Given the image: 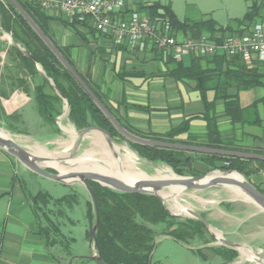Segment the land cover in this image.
<instances>
[{"label":"trees","instance_id":"trees-1","mask_svg":"<svg viewBox=\"0 0 264 264\" xmlns=\"http://www.w3.org/2000/svg\"><path fill=\"white\" fill-rule=\"evenodd\" d=\"M18 1L42 31L52 40L95 95L127 130L140 137L153 140L242 151L229 145L220 137L216 117L211 114L213 104L206 97L208 90L206 85L210 82V70L203 67L202 60L204 59H192L191 64L186 66L182 61L164 59L157 54L147 52L152 58L162 60L167 64L170 76L176 79L188 78L197 81V87L200 90L205 106V111L202 115L207 123L205 139L203 141H198L197 139L182 141L178 139L180 134L189 131L191 118L185 119L179 126L172 128L165 134L145 135L132 129L114 113L104 95L92 84L90 76L80 73L67 52L52 39L48 32V22L53 17L49 16L46 11L38 6L25 0ZM246 1L250 4L245 15L242 18L234 19L231 24L225 27L219 25L214 19L200 22L180 21L171 7L163 6L159 3L152 4L146 7V9L152 15L168 18L176 30H180L185 34L190 33L193 36H198L205 32L214 33L216 31L244 34L254 23L264 20V0ZM0 11L3 31L11 33L15 42L33 56L32 59L20 52L18 57L16 49L15 51L8 52V55L12 57L11 60L22 73V78L17 79V84L23 90L28 89L30 82L25 77H30L35 86V100L39 116L44 121L55 126L57 117L62 114L64 99H66L69 103V120L77 129L95 125L105 130L115 140H127L116 130L90 95L62 65L54 53L8 0H0ZM160 11H163V13L159 14ZM63 22L73 27L76 26L65 20ZM206 59H211L216 63L219 79L216 89L223 90L222 92L230 87H235L239 91L248 90L262 84V80L264 79V62H254L249 67L240 57L218 56ZM36 62L42 66L47 77L53 81L55 87L41 77ZM36 78L40 79V82L37 84L35 83ZM48 89L52 92H48ZM26 93L28 94V90ZM59 93L62 94V97ZM0 94L3 97L1 90ZM220 97L225 99L226 113L232 120L236 121L240 119L242 110L238 105V98L231 97L227 93L217 94V98ZM0 112L4 113L3 108H0ZM15 117L9 116L10 119ZM127 142L140 157L153 163H164L172 167L178 174H183L184 169L191 168L194 161L193 154L200 156L208 164L210 170L224 169L238 171L249 182L253 175L264 170V162L258 160L204 155L175 149L144 146L129 140ZM48 171L56 173L53 169H48ZM90 185L98 206L96 246L102 260L106 264H151L156 237L159 233L157 230L151 228L150 224H163L164 229L162 232L164 234L183 243H189V241L195 238H202L203 233L207 229L199 220L187 219L186 221H181L178 217L171 215L162 201L156 196L141 193H120L93 181H90ZM75 201H77V198L72 195H65L54 199L45 191H39L35 196L36 207L40 213L52 203L55 207L59 208L58 214L62 215V207L64 205L71 207ZM87 207V217L90 224H92L95 221L94 207L92 203H88ZM40 213V218L46 219L47 225L43 226L40 223L38 227L39 235L44 239L47 246L53 247L60 244L64 247L66 253L70 255L73 239H67L61 232L59 223L49 219L45 211L42 215ZM91 231L92 227L87 231L88 239L91 238ZM215 252L224 255L228 261H233L238 256L236 250L227 247L215 248Z\"/></svg>","mask_w":264,"mask_h":264},{"label":"crops","instance_id":"crops-1","mask_svg":"<svg viewBox=\"0 0 264 264\" xmlns=\"http://www.w3.org/2000/svg\"><path fill=\"white\" fill-rule=\"evenodd\" d=\"M127 3L133 9L128 1ZM48 15L53 17L48 22L49 35L60 47L69 49L68 55L76 69L82 74L88 72L92 84L104 95L114 113L132 129L145 135H162L179 126L185 119L191 118L189 131L180 134L178 139H205L207 123L202 117L205 106L196 80L176 79L168 74L169 67L165 62L152 58L149 53L132 52L112 44L104 47L90 37L91 34L97 37L94 30L83 25H67L62 16L51 12ZM185 60L188 62L185 63ZM181 61L189 66L192 59ZM245 63L249 67L252 64ZM202 65L210 70L206 97L213 104L211 114L216 117L221 139L244 152L264 154V79L262 84L248 90L239 91L230 87L222 92L223 90L216 89L219 80L216 63L211 59H204ZM21 78V70L16 64H0V90L3 94V97L0 94V108H3L4 101H10L16 107L23 103V96H26L28 100L21 104L24 111L30 103H34L37 111L35 86L30 77H25L30 82V87L23 90L17 84V79ZM39 82L40 79L36 78L35 83ZM48 92L52 91L48 89ZM224 93L238 98V105L242 110L240 119L233 121L226 113L225 99L217 98V94ZM38 116L36 119H41ZM193 165L201 172L209 170L208 164L198 155L194 157ZM33 174L26 168L23 169L16 158L0 149V264H70L72 259V264H97L95 261L83 259L96 253L91 238H87L88 228L85 245L71 248L70 255L60 244L47 246L39 235L41 218L35 203V196L39 191L33 192L24 179L25 175L32 177ZM250 182L261 190L264 186V170L253 175ZM75 205L67 207L71 210ZM87 210L86 204V216ZM67 216L68 214L64 217ZM62 218L57 220L59 225ZM163 229L158 231L155 248L156 244L163 241L171 240L186 246L192 242L176 241L164 234ZM63 235L67 239H73L72 243L76 241L71 235ZM205 249H210L212 254L216 253L215 247H205L202 251L195 248L191 250L205 259ZM217 256L223 259L225 257L221 254Z\"/></svg>","mask_w":264,"mask_h":264},{"label":"rangeland","instance_id":"rangeland-1","mask_svg":"<svg viewBox=\"0 0 264 264\" xmlns=\"http://www.w3.org/2000/svg\"><path fill=\"white\" fill-rule=\"evenodd\" d=\"M127 1L134 10H139L142 13H146V7H149L155 3H159L163 6L171 7L180 21L200 22L207 19H214L222 26L231 24L236 18H242L250 4L246 0ZM7 34L12 36L11 33L6 31L1 32L0 34L1 66H4L5 63H13L11 60L12 57L8 55L12 45L9 41L4 40L9 38ZM96 36L97 37H94V35L91 34L90 37L96 42L98 41V43L104 47H108L110 45V43L104 38L100 37L99 35ZM52 39L54 38L52 37ZM61 48L68 54L69 49L67 47ZM187 62L188 60H185V63ZM84 75H88V72ZM23 100L24 103L28 99L26 96H23ZM21 104L19 103L15 107L10 101H4L3 105L1 103L3 110H5V114L0 112V130L11 135L14 140L25 146L32 153H36V147H41L46 152H48L50 156H53L57 160H63L66 162L72 160L80 161L85 152L93 150L96 151H93L95 158L100 159L103 156L102 146H99L96 144V142H94L95 140L93 137H90L92 135H88L89 137L86 135L84 139L80 140L78 147L76 149L74 148V143L77 139L71 133L64 131L63 126L68 128L73 127L75 131L80 129H77L73 123H71L68 114L65 115L66 103H64L62 108V114L57 117L58 120L56 119L55 126L44 121L41 117V119H36V116L39 114L37 115L38 111H36L34 103L28 104L25 111ZM9 116L16 117L10 119ZM23 116L25 119H23ZM111 142L121 149L120 153L122 155L125 154V149L135 153L139 162L137 163V166L141 170L147 172L149 175H154L156 173L157 167L155 165L145 163L144 160L146 159L140 157L138 153L130 147L127 140H115L113 138ZM192 156L197 157V155ZM47 160H49V158H46L45 162ZM156 164L159 167H169L177 176H196L201 174L213 175L217 172L220 173V169L210 170V168L207 171L204 170L206 172H201L195 169L192 163L191 168H186L184 169L183 174H178L173 170L172 167L164 163ZM43 165L46 166L47 164L43 163ZM73 167H76V165ZM22 168L25 169L26 167L22 165ZM24 179L28 184V188H30L33 192L45 191L49 193V195L54 199L61 198L65 195H72L77 198V201L74 203V205H77H75L73 209L69 210L66 205L62 207V215L58 214L59 208L55 207L52 203L49 204L45 210L43 209L40 215H42V213L45 211V214H47L48 218L54 221H57L60 217H63L60 219L62 232L66 235H71L74 237V239H76L74 243H71V248L73 249L74 247H83L86 243L84 241L86 237V230L87 228L89 230L92 227V224H94V222L90 224L86 216V204L92 203V201L84 186L79 183L72 185L62 184L52 179L40 176L36 173H34L32 177L30 175H25ZM260 189L262 193H264V186H262ZM201 200H203L205 203L201 202ZM163 201L166 208L172 212V202H169L168 200ZM177 202L181 205H190L192 210L199 212L208 220L210 226L203 233L202 238H195L192 240V242H190L189 246L171 240L156 244L151 264H258L242 257V249L246 252H252L253 254H256L264 259V212L254 204L248 203L250 201L246 198L236 196V194L230 188L217 186L204 190H184ZM66 214H68V216L64 217ZM175 217H178L181 221L192 219L184 215ZM40 223L43 224V226L47 225V221L44 218H41ZM149 226L157 231H160L162 228H164L163 224H150ZM213 234L223 237L226 240L236 243L240 246L237 248L238 256L233 261H228L226 257H224V260L222 257L217 256L216 253L212 254L210 249H205L207 252L205 259L191 250L195 248L202 251V249L205 247H226L220 244Z\"/></svg>","mask_w":264,"mask_h":264},{"label":"water","instance_id":"water-1","mask_svg":"<svg viewBox=\"0 0 264 264\" xmlns=\"http://www.w3.org/2000/svg\"><path fill=\"white\" fill-rule=\"evenodd\" d=\"M15 9L19 12V14L27 21V23L31 26V28L36 32V34L42 39V41L46 44V46L54 53V55L58 58V60L62 63V65L71 73V75L76 79V81L82 86V88L90 95L95 104L100 108V110L105 114V116L110 120L113 126L122 134V136L134 143L141 144L144 146L150 147H158V148H168L181 150L192 153H199L204 155H220L234 158H241L245 160H258L264 162V154L255 153V152H244V151H235V150H224L218 148H211L207 146H196V145H188L181 143H171L165 142L161 140H153L149 138H143L136 134H133L125 127L121 125V123L117 120V118L107 109V107L101 102V100L95 95V93L91 90V88L86 84V82L81 78L78 72L71 66V64L67 61V59L63 56V54L59 51V49L55 46L52 40L42 31V29L37 25V23L32 19V17L28 14V12L22 7L18 0H8ZM3 31L2 28V20H1V12H0V34ZM4 34V33H3ZM9 36V42L12 45L10 51L17 50V56L19 57L20 52L27 55L29 58L33 59V56L25 51L19 44L15 42L11 35ZM1 37V35H0ZM2 39V38H1ZM3 40V39H2ZM38 71L42 78L47 80L53 87L54 83L51 79H49L44 72L42 66L36 62ZM62 97V94L59 93ZM66 108L69 114V103L66 99ZM92 131H99L103 133L109 142L113 140V137L107 133L105 130L98 126H90L77 131L76 141L74 143V148L76 149L79 145L81 139H84L86 135H88ZM11 134V133H10ZM0 149L6 151L8 154L13 156L21 163L23 166L27 168L30 172L36 173L40 176L52 179L62 184L72 185L75 183L82 184L84 188L87 190L95 212V221L92 226L91 231V240L96 249V253L91 257H84L83 259L95 261L97 264H106L100 254L98 247L96 246V232L98 229V206L97 201L90 185V181L99 183L103 187H107L113 191L120 193H141L148 194L158 197L165 206L164 198L159 194V192L165 190L171 185L178 184L183 187L185 190H204L210 187L223 186L227 188H236L243 193V195L250 201V203L259 207L264 212V193H262L255 185L249 182L245 176L234 170H224L220 169L219 171L223 175L212 176V174H201L196 176H179L177 180H169V179H146V180H138L134 183H129L124 181L123 179L109 174H101L99 172L87 171V170H76L73 169L67 173L62 172L58 168L54 166L43 165L46 158L37 156L28 150L25 146L19 144L13 138H3L0 136ZM61 163L67 164L68 162L60 160ZM145 163H149L159 167L156 163L144 160ZM48 169H53L56 173L48 171ZM237 173L242 176V180H237L231 177H228L229 174ZM210 176V178H208ZM212 176V177H211ZM166 208V206H165ZM167 209V208H166ZM168 210V209H167ZM171 215L181 216L180 214L172 213L168 210ZM188 217L192 219H196L201 221L206 228H209L210 224L208 220L199 212L195 210H188ZM215 238L222 244L228 248L234 249L238 251V244L230 242L223 237L216 236L213 234ZM73 263V259L70 261V264Z\"/></svg>","mask_w":264,"mask_h":264},{"label":"built area","instance_id":"built-area-1","mask_svg":"<svg viewBox=\"0 0 264 264\" xmlns=\"http://www.w3.org/2000/svg\"><path fill=\"white\" fill-rule=\"evenodd\" d=\"M25 1L67 22L86 26L113 46L132 52H150L175 61L226 56L248 63L264 62V20L244 34L216 31L193 36L176 30L166 17L129 8L127 0Z\"/></svg>","mask_w":264,"mask_h":264},{"label":"bare ground","instance_id":"bare-ground-1","mask_svg":"<svg viewBox=\"0 0 264 264\" xmlns=\"http://www.w3.org/2000/svg\"><path fill=\"white\" fill-rule=\"evenodd\" d=\"M4 40L9 41V38ZM67 114L68 111L66 108L65 115ZM63 129L64 131L71 133L75 138L77 137V131H75L73 127L68 128L63 126ZM88 135H92L90 137H93V139L95 140L94 142H96V144H98L99 146H102L103 156L100 159L94 157V152L96 151L93 150L94 152L93 151L85 152V154L81 157L80 161L77 160L78 161L77 162L75 160H72V161H68L67 164L64 163L63 165V163H61L60 160H57L53 156H50V154L41 147H36L35 154L37 156H41L47 159L49 158V160H47L44 163H46L48 166H54L65 173L73 169L94 171V172H99L101 174H109V175L117 176L129 183H134L138 180H146V179H163V178L169 180L179 179V176H177L169 167H157L156 173L154 175H149L147 172L141 170L137 166V163L139 162L135 153L131 152L128 149H125V154L122 155L120 153L121 149L118 146H116L114 143L109 142L105 137V135L99 131H92ZM0 136L3 138H12L11 135L6 134L1 130H0ZM75 165L76 167H73ZM217 175H223V174L221 172L220 173L217 172L212 176H217ZM228 177L237 180H242V176L237 173L229 174ZM208 178H210V176ZM230 189H232V191L236 194V196L246 198L243 195V193L238 189L236 188H230ZM184 190L185 189H183L182 186L178 184H174L169 186L165 190L159 192V194L164 198V200H168L169 202H172L173 204L172 212H174L175 214H180L182 216L183 215L187 216L189 215L188 210L192 209L191 206L181 205L177 202V200H179ZM201 202L205 203L203 200H201ZM241 254L242 257H244L247 260H250L258 264H264V259L256 254H253L252 252H246L245 250L242 249Z\"/></svg>","mask_w":264,"mask_h":264}]
</instances>
